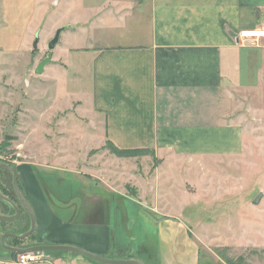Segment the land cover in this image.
<instances>
[{
  "label": "crops",
  "instance_id": "obj_1",
  "mask_svg": "<svg viewBox=\"0 0 264 264\" xmlns=\"http://www.w3.org/2000/svg\"><path fill=\"white\" fill-rule=\"evenodd\" d=\"M81 1L77 19L105 41L95 61V91L88 105L98 120L91 124L103 132L101 140L123 149H153L162 159L158 175L169 160L170 166L184 160L200 164L205 156L240 152L244 131L233 118L237 95L248 98L264 86V36L243 40L240 32L264 28V0ZM68 152L54 150L50 158ZM15 165L36 218L35 233L44 244H72L115 258L112 245L122 244L115 226L130 225L132 195L120 199L114 183L88 177L74 163L35 158ZM51 172L58 180L49 179ZM148 185L145 198L157 200L152 210L171 216L157 210L165 198ZM12 208L0 199V213L13 214ZM1 223L0 237L14 232L4 223L3 230ZM0 245V254L11 255ZM45 255L50 264H105L75 252Z\"/></svg>",
  "mask_w": 264,
  "mask_h": 264
},
{
  "label": "rangeland",
  "instance_id": "obj_2",
  "mask_svg": "<svg viewBox=\"0 0 264 264\" xmlns=\"http://www.w3.org/2000/svg\"><path fill=\"white\" fill-rule=\"evenodd\" d=\"M40 1L36 7L35 0H0V161L16 168L17 161L35 158L74 163L88 177L114 183L120 199L132 195L130 225L115 226L122 241L115 258L132 254L150 264H264V196L254 202L264 192V86L248 98L237 95L233 118L244 131L239 153L205 156L200 164L184 160L170 166L169 160L158 175L162 159L154 151L117 156L109 149L111 141L101 140L103 132L91 124L98 123L88 105L95 91V61L105 41L77 19L82 1ZM70 23L75 27L62 32L54 61L36 74L56 30ZM62 149L69 155L51 160V153ZM51 174L49 179L58 180ZM0 177L11 186V173L0 170ZM145 184L162 192L165 201L157 210L171 216L152 210L157 200L145 198ZM35 243L30 237L22 240L23 245ZM45 252L28 264H50ZM19 258L2 253L0 264H19Z\"/></svg>",
  "mask_w": 264,
  "mask_h": 264
},
{
  "label": "water",
  "instance_id": "obj_3",
  "mask_svg": "<svg viewBox=\"0 0 264 264\" xmlns=\"http://www.w3.org/2000/svg\"><path fill=\"white\" fill-rule=\"evenodd\" d=\"M71 26L69 24L60 26L54 35V37L49 41L48 43V54L38 63V65L35 68L36 74H43L46 66L54 61L53 58V50L57 46V44L60 41V37L63 31H66ZM38 47V38L34 41V49ZM0 169L9 170L13 174V186L14 190L18 196V199L20 201L21 206L29 213L31 218V226L29 230H27L24 233L18 234L14 232H6L1 237V244L2 246L11 251L16 252L18 254H24V253H32V252H45V251H67V252H75L79 253L85 257H88L90 259L96 260L98 262H102L105 264H146L140 259L137 258H112L108 256H104L98 253L91 252L89 250H86L82 247L72 245V244H36L31 245L27 247H20V246H13L7 243V239L10 237L24 239L29 237L36 228V218L34 215V212L26 199V196L24 195L20 183H19V173L17 168L8 162L0 161ZM264 196V192L261 191L256 200L254 201L256 204L259 203L261 198ZM0 199L8 202L14 209L13 214H2L0 213V221H15L17 220L21 215V207L19 204H17L14 200L9 198L8 196L4 195L0 191Z\"/></svg>",
  "mask_w": 264,
  "mask_h": 264
},
{
  "label": "trees",
  "instance_id": "obj_4",
  "mask_svg": "<svg viewBox=\"0 0 264 264\" xmlns=\"http://www.w3.org/2000/svg\"><path fill=\"white\" fill-rule=\"evenodd\" d=\"M109 149L110 151H112L115 155L117 156H120V157H131V156H134V155H139L140 153H145V152H149V151H154V150H150L149 148H132V149H123V148H119L117 147L116 145H114L112 142H109ZM0 170H3V171H6L7 173H11L10 171L8 170H5V169H0ZM12 175V181H11V186L10 184H8V181H6L5 179L1 178L0 177V191L8 196L9 198H11L12 200H14L17 204L20 205L21 207V204H20V201L18 199V196L14 190V186H13V174L11 173ZM7 183V184H6ZM4 201V200H3ZM14 212V209L12 208V213ZM4 224H14L15 227H14V232L18 233V234H21V233H24L26 232L27 230H29L30 228V224H31V219L29 217V214L25 211H23V213L21 214V216L15 220V221H11V222H7V221H3ZM30 238H32L33 240H35L37 242V244H44L45 243V240L40 238L39 236L36 235L35 231L29 236ZM10 239V242L9 244L13 245V246H20V247H27V246H31V245H23L22 244V240L23 239H19V238H14V237H11L9 238ZM8 239V240H9ZM33 245H36L33 244ZM118 244H114L112 245V248L113 250H116L118 248L117 246ZM118 253H119V250H116ZM11 255L12 256H18V253L16 252H11ZM122 258H135L132 254H128ZM145 262L146 264H150V263H147L146 261H143Z\"/></svg>",
  "mask_w": 264,
  "mask_h": 264
},
{
  "label": "built area",
  "instance_id": "obj_5",
  "mask_svg": "<svg viewBox=\"0 0 264 264\" xmlns=\"http://www.w3.org/2000/svg\"><path fill=\"white\" fill-rule=\"evenodd\" d=\"M252 33H257V34L252 35ZM262 36H264V28L256 29V30H243L240 32V38H242L243 40H246V39L252 40L258 37H262ZM5 160L9 161V159H5ZM39 253L40 252L18 254V256L20 257L18 260V263L28 264L29 262L36 260L40 256Z\"/></svg>",
  "mask_w": 264,
  "mask_h": 264
},
{
  "label": "bare ground",
  "instance_id": "obj_6",
  "mask_svg": "<svg viewBox=\"0 0 264 264\" xmlns=\"http://www.w3.org/2000/svg\"><path fill=\"white\" fill-rule=\"evenodd\" d=\"M257 33H252V35H256Z\"/></svg>",
  "mask_w": 264,
  "mask_h": 264
},
{
  "label": "flooded vegetation",
  "instance_id": "obj_7",
  "mask_svg": "<svg viewBox=\"0 0 264 264\" xmlns=\"http://www.w3.org/2000/svg\"><path fill=\"white\" fill-rule=\"evenodd\" d=\"M49 52V51H48ZM48 52H47V54H48Z\"/></svg>",
  "mask_w": 264,
  "mask_h": 264
}]
</instances>
